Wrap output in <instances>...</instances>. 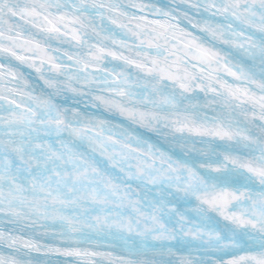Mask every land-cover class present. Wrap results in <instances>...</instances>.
Here are the masks:
<instances>
[{
  "label": "snow or ice",
  "instance_id": "6c2138e0",
  "mask_svg": "<svg viewBox=\"0 0 264 264\" xmlns=\"http://www.w3.org/2000/svg\"><path fill=\"white\" fill-rule=\"evenodd\" d=\"M0 264H264V0H0Z\"/></svg>",
  "mask_w": 264,
  "mask_h": 264
}]
</instances>
